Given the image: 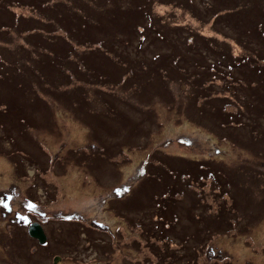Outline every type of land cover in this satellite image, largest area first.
<instances>
[{
  "label": "rangeland",
  "instance_id": "374dc122",
  "mask_svg": "<svg viewBox=\"0 0 264 264\" xmlns=\"http://www.w3.org/2000/svg\"><path fill=\"white\" fill-rule=\"evenodd\" d=\"M45 1L0 0V264H264V89L235 84L264 0ZM66 7L94 22L70 63Z\"/></svg>",
  "mask_w": 264,
  "mask_h": 264
},
{
  "label": "trees",
  "instance_id": "16d2710c",
  "mask_svg": "<svg viewBox=\"0 0 264 264\" xmlns=\"http://www.w3.org/2000/svg\"><path fill=\"white\" fill-rule=\"evenodd\" d=\"M141 1H143V0H141ZM45 4H48V0L45 1ZM135 5L136 6H134V7H132V6H128L127 7V9H130L131 8L132 9L131 11L135 14V18H133L134 19L133 24H134V22L136 20L142 18V14L143 13H147V12H145V5H144L143 2H141L140 5L139 4H135ZM243 8H245V7H241V10ZM66 10L63 11V14H64L63 17H62V15H61V17H59L58 15L56 16V18H57L56 21L59 20V22L61 23V27L65 31L66 38L64 37V35H61V34L60 35H53L52 38H51V41L53 42V45L50 48V50L47 49L48 48L47 45L49 43V40L48 39H46V41H45V46H46V54H48V52H49L53 56H55V55L56 56L59 55L60 57L62 56V57H64V59H66V62L67 63H70L69 59H67L66 56L68 55L67 52H69L70 50H72V47H71L70 43L72 44L73 39H76L77 42H78V41H81L82 38H86L87 40H85V44H86L85 46H88V45L91 46L92 44H95L91 40V34H92L91 30L94 27V25H93L94 22L92 20H89V16L87 15V11L85 12L86 14L83 15V14H81V10H77V9H74V8L69 9V7H66ZM218 10L220 11L221 9H218ZM113 11H115L116 14H113ZM113 11H111V15L112 16H117V14L119 13V9L113 10ZM219 11H216L214 13V15H216V17H220L221 16V14H218ZM233 11H235V10H233L232 8L226 9L225 14L226 13H228V14H234ZM255 11H256V15H258L257 20H259V22L255 21L252 24V22L254 20H249L248 21V24L249 25H245L244 24L242 26V28H243L244 34L250 33V35H252V36H258L260 38L261 37V34H264V22H263L264 21V17H263L262 7H260V10H259V8H257ZM78 12H80V13H78ZM56 13L57 12H55L54 14H56ZM88 14H90V11H88ZM11 16L13 17V13L11 14ZM63 19H66V20H63ZM20 22H21L20 24H22V21L21 20H20ZM50 22H52V21L51 20H48V23H50ZM136 27L137 26L135 25V28ZM261 39L262 38H260V42L262 44H264V40H261ZM57 40L59 42L65 44V46L64 47L62 46L61 50H59V53L58 54L57 53H54V46H55V42ZM208 47H209V49L211 51L212 50L211 49V46H208ZM262 48H264V47H262ZM205 57H207V56L205 55ZM258 57L259 58H263L262 61H264V49H262V50L259 51ZM221 58H224V56H221ZM52 59L53 60L50 62V64H51L50 66L51 67H53L54 65H60L61 60H59V59L57 60L56 57L55 58L53 57ZM0 60H1V57H0ZM208 60L209 61H207L206 65L208 66L209 70H211V73H216V72L217 73L218 72H222V73L227 72V73H229V71H231L233 69H237L238 71H240L247 64V62L246 63H244V62L241 63L240 62L237 65L236 64H232V63L226 64V63H224L220 59L219 55L217 56L216 59L209 57ZM1 64H2V61H0V77H1V69H2V65ZM229 64H231V65H229ZM248 65L250 66V69L248 70V72L246 74V78L249 81L243 82L241 80L239 82H235V84L236 85H240L241 84V85H243V87H248V89H251V90L254 87H256V86H257L256 88L264 89V79L259 75L260 72H261V70H264V66L263 65H259V63H257L256 60H254V59H252ZM259 66H263V68H260ZM256 77L258 79L257 82L256 83H252L251 81H253ZM208 80H209L210 84L214 82V80L212 79L211 76L208 77ZM206 82H207V80L203 81L202 84L205 86L206 85ZM206 86L208 87L209 84H207ZM241 94L244 95L242 98H247L244 92H241ZM253 106L254 107H257V104H253ZM262 106H263V108L261 109V112L264 113V105L262 104ZM248 109H249V107H248ZM219 110H220L219 111V114H221V112L222 113H225V115H226L225 121H229L230 123H234V124H237V123L241 124V122H239V120H240V118L242 116L240 113H238L236 111H228V112H225L223 110V107H221ZM28 212L29 211H26L24 213L25 216H26V218H27V222L30 221V219L28 220L29 217L27 216ZM25 226H28V225H25ZM20 227L26 228L24 226H20ZM26 232L28 233L27 228H26ZM167 235H168V233H166L165 235H163L161 237V239H164V237L167 236ZM186 235L187 234H185V237H186ZM188 235H189V239H190L191 238V235L190 234H188ZM167 240L168 241L166 243V246L159 245L160 250L162 252H164V250L167 249V245L170 246V244H172V241L171 240H169V239H167ZM184 241H185V239H184ZM214 264H217V263H214Z\"/></svg>",
  "mask_w": 264,
  "mask_h": 264
},
{
  "label": "water",
  "instance_id": "95a60500",
  "mask_svg": "<svg viewBox=\"0 0 264 264\" xmlns=\"http://www.w3.org/2000/svg\"><path fill=\"white\" fill-rule=\"evenodd\" d=\"M28 234L31 237L37 238L40 243L46 241V235L42 229V226L38 222H32L28 227ZM58 256L54 258V264H57Z\"/></svg>",
  "mask_w": 264,
  "mask_h": 264
},
{
  "label": "flooded vegetation",
  "instance_id": "af4514ba",
  "mask_svg": "<svg viewBox=\"0 0 264 264\" xmlns=\"http://www.w3.org/2000/svg\"><path fill=\"white\" fill-rule=\"evenodd\" d=\"M25 220H27L26 216H25Z\"/></svg>",
  "mask_w": 264,
  "mask_h": 264
}]
</instances>
